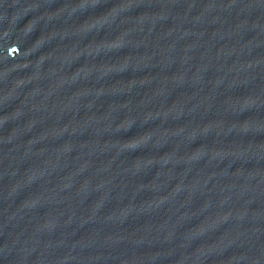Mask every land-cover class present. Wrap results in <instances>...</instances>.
Returning <instances> with one entry per match:
<instances>
[{
  "label": "water",
  "instance_id": "1",
  "mask_svg": "<svg viewBox=\"0 0 264 264\" xmlns=\"http://www.w3.org/2000/svg\"><path fill=\"white\" fill-rule=\"evenodd\" d=\"M0 264H264V0H0Z\"/></svg>",
  "mask_w": 264,
  "mask_h": 264
}]
</instances>
